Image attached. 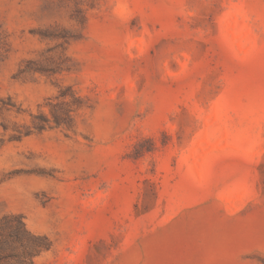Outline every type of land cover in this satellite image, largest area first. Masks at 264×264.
I'll return each instance as SVG.
<instances>
[{"label": "rangeland", "instance_id": "obj_1", "mask_svg": "<svg viewBox=\"0 0 264 264\" xmlns=\"http://www.w3.org/2000/svg\"><path fill=\"white\" fill-rule=\"evenodd\" d=\"M34 264H264V0H0V217Z\"/></svg>", "mask_w": 264, "mask_h": 264}, {"label": "trees", "instance_id": "obj_2", "mask_svg": "<svg viewBox=\"0 0 264 264\" xmlns=\"http://www.w3.org/2000/svg\"><path fill=\"white\" fill-rule=\"evenodd\" d=\"M49 248L45 237L27 230L21 216L0 217V264H34V257Z\"/></svg>", "mask_w": 264, "mask_h": 264}]
</instances>
